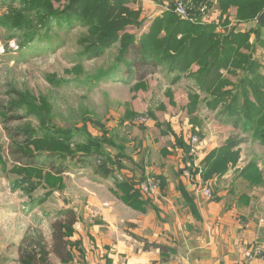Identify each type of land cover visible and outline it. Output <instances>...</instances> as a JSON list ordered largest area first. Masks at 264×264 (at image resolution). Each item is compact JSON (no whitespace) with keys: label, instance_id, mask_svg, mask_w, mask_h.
<instances>
[{"label":"rangeland","instance_id":"rangeland-1","mask_svg":"<svg viewBox=\"0 0 264 264\" xmlns=\"http://www.w3.org/2000/svg\"><path fill=\"white\" fill-rule=\"evenodd\" d=\"M151 1L159 6L147 0L143 8L136 0H126L124 4L139 11L138 17L123 19L127 32L134 35L135 46H139L140 34L148 31L155 17L165 11L175 12L181 1L186 9L185 15L178 12L176 15L189 23L208 21L211 16L207 15L213 11L211 0ZM22 3L23 0H0V205H83L85 189L91 188L97 195L102 194L105 186L96 182L106 176L127 185V177L121 172L124 169L122 164L125 158L131 159L135 147L132 137L137 135L142 124L155 118V111L157 115L162 110L172 115L177 107L185 104L186 109L187 103L197 99L192 114L185 111L186 121L197 126V132L185 133L201 136L204 131L215 137L218 143L212 152L226 151L221 155L216 153L212 169L220 172L225 167L222 172L225 173L231 165L230 174L226 172L228 182L237 171L241 174L247 165L255 164L260 183L251 185L241 177L244 181L240 179L235 185L242 190L239 193H250L246 195L251 199V205H261L260 213L264 216V143L252 136L255 131L242 132L224 124L217 118V109H226L224 104L220 103L211 112L206 99L212 101L214 97L199 88L190 75L186 76L178 68L169 72V61L146 65L140 61L135 49L125 54L126 63L132 61L131 66L123 63L114 78L98 79L111 70L118 54V43L104 49L98 56L88 58L83 55V39L88 36L90 26L77 21L58 23L52 17L45 25L37 10L27 11ZM52 3L55 7L60 4ZM152 5H155L153 9ZM14 16L16 22L12 20ZM226 19L214 20L215 30L219 29L217 32L221 36L228 33L224 31ZM141 20L144 22L136 25ZM255 22L253 19L251 24ZM239 29L242 26L238 24L233 31ZM255 29L259 32L256 33L258 40L255 34H249L247 45L241 48V66H232L228 72L224 68L220 70L228 81L226 89L231 88L230 83L238 84L243 76L244 68L241 67L247 61L244 55L248 56V53L261 65L262 75L256 81L259 86L263 83L264 20ZM254 43L255 48L251 50L250 45ZM192 65L191 71L195 72L198 65ZM248 97L252 103L257 99L253 92ZM20 101L22 104L15 108L14 104ZM235 104L232 102L230 106L233 108ZM179 114L177 111L174 115L178 117ZM112 128L116 130L109 134ZM234 140H240L239 144L226 149V145ZM94 144L98 145L101 155L92 156L80 150ZM30 154L34 156L27 157ZM103 155L113 157L118 163L107 175L96 170V162ZM84 160L87 162L82 163ZM183 164L182 173L187 167ZM195 169L201 170L199 175L202 176L204 165L193 162L191 171ZM146 177H153L161 184L157 177ZM132 188L142 200L150 201L136 183ZM120 190L125 193L124 189ZM16 219L23 227H35L25 217L18 215Z\"/></svg>","mask_w":264,"mask_h":264},{"label":"crops","instance_id":"crops-1","mask_svg":"<svg viewBox=\"0 0 264 264\" xmlns=\"http://www.w3.org/2000/svg\"><path fill=\"white\" fill-rule=\"evenodd\" d=\"M136 1L144 6L145 0ZM212 10L207 15L211 19L203 22L215 24V19L227 18L224 31L238 24L239 32L258 27L256 22L251 24L253 19H237L236 5L223 13L214 0ZM184 105L172 115L155 111L156 117L143 123L135 137L131 135L135 147L121 170L127 185L112 176L101 178L96 183L105 186L102 194L86 188L83 205H0V264H21L20 248L27 236L46 246L45 264H237L254 243L264 250L261 205H251L248 191L239 193L242 190L235 184L242 179L240 172L229 182L226 172L230 174L231 165L225 173L209 172L205 160L217 147L215 137L203 131L198 135V153L189 155L185 132L194 133L197 126L186 121ZM189 160L204 165L198 180L211 188L210 199L194 192L191 181L183 176V162ZM149 175L160 179L163 194L146 202L132 185ZM68 211L75 220L65 228ZM18 215L35 227H23ZM60 221L65 245L59 249L55 230ZM250 264H264V257Z\"/></svg>","mask_w":264,"mask_h":264},{"label":"trees","instance_id":"trees-1","mask_svg":"<svg viewBox=\"0 0 264 264\" xmlns=\"http://www.w3.org/2000/svg\"><path fill=\"white\" fill-rule=\"evenodd\" d=\"M53 1L60 4L55 7ZM213 2L214 0H211V5ZM217 2L223 13L229 6L236 5L237 19L243 21L254 19L264 8V0H217ZM125 3L126 0H23L22 4L27 11L37 10L45 25L48 18L52 17L58 23L71 24L72 21H77L84 26H90L88 27V36L83 39L85 43L83 55L88 58L98 56L104 49L118 43V54L110 67L111 70L101 74L97 77L98 79L114 78L123 63L126 66H128L127 64L131 66L132 61L126 63L128 60L125 59V54L134 49L139 52L140 61L146 65L153 66L162 61L163 63L169 61V72L173 71L174 68L184 71L185 75H190L199 88L214 97L212 101L206 99L209 109L213 110L219 107L220 103L224 104L226 109L222 107L219 110L218 108L217 118L224 124L239 128L242 132L252 133V130L255 131L252 136L264 143V75L261 86L256 81L262 75L260 73L261 65L257 61H253L251 53H248V56L244 55L247 57V61L241 67L244 68V74L238 84L230 83L231 88L228 89L225 88L228 81L224 79L220 71L224 68L228 72L232 66H241L239 60L243 57L240 53L241 48L247 45L248 36L251 32L255 34L257 40L256 33L259 32L255 28H250L245 32L231 30L225 36H221L215 30V24L203 23L202 21L203 24L199 23L200 21L189 23V21L180 19L173 10H169L150 22L148 31L140 34L142 36L139 46H135L134 35L127 32V26L123 24V19L131 16L136 18L139 11L129 9L124 5ZM12 20L16 22V16ZM142 20L137 24L135 21V24L141 25L144 22ZM162 30L164 31L162 36H159ZM177 34L180 35L179 38L176 37ZM254 48L255 43L250 45L251 50ZM193 63L198 65L195 72L191 71ZM250 92L256 94L255 98L257 99L254 103L249 101L248 94ZM21 102L14 104V107H19ZM232 102L236 103L233 108L230 106ZM196 106L197 99L187 103V114H192ZM239 142L240 140H234L228 143L226 149H231ZM90 147L95 149L89 150ZM80 150L92 156L102 154L97 144L82 147ZM223 151L226 150L220 149L218 152L221 155ZM213 152L205 160L209 166L214 163V156L218 153ZM74 153H69V156ZM52 154L57 155L58 153L53 152ZM29 156L33 157L34 155H27V157ZM61 158L63 159V156ZM86 162V160L82 161V163ZM117 164L113 157L103 155L96 162V170H101L104 175H107L113 170L112 166H117ZM220 164L222 166L223 163ZM212 167L213 164L209 167L210 173L221 174L225 171V167L220 172L214 171ZM241 177L251 185L260 183L257 168L253 163L241 171ZM67 218L65 228H70L75 220L74 213L68 211ZM63 227L64 225L60 221L56 227L57 230H55V241L59 242V249L65 245ZM22 244L19 257L21 264L46 263L48 251L45 245L32 241L29 236L23 239Z\"/></svg>","mask_w":264,"mask_h":264},{"label":"built area","instance_id":"built-area-1","mask_svg":"<svg viewBox=\"0 0 264 264\" xmlns=\"http://www.w3.org/2000/svg\"><path fill=\"white\" fill-rule=\"evenodd\" d=\"M181 3L183 4L182 1ZM181 3H177L175 12H178L177 14L184 16L186 9ZM188 146L189 155L192 157L195 156L198 153L199 148L198 136L196 134H192L189 136ZM184 163L187 167L183 169V175L191 181L193 191L197 192L198 194H201L206 199H210L212 197L210 189L208 188V186H206V184L203 185L202 182L198 180L199 173L201 172V170L195 169V171H191L193 164L191 160L186 161ZM136 185L140 192L151 201H156L163 194L160 182L154 179L153 177H145L144 179L139 180ZM263 257V246L259 243H254L249 252L246 253L245 258H243L237 264H250L253 259H262Z\"/></svg>","mask_w":264,"mask_h":264},{"label":"water","instance_id":"water-1","mask_svg":"<svg viewBox=\"0 0 264 264\" xmlns=\"http://www.w3.org/2000/svg\"><path fill=\"white\" fill-rule=\"evenodd\" d=\"M263 19H264V10H263L262 13L259 15V17H258V19H257V21H256L257 25H259V24L263 21Z\"/></svg>","mask_w":264,"mask_h":264}]
</instances>
